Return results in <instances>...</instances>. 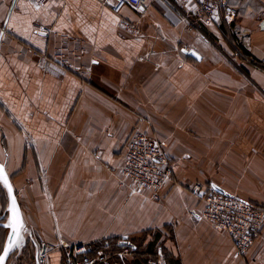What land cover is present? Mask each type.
Instances as JSON below:
<instances>
[{
	"label": "crops",
	"instance_id": "0c3cea01",
	"mask_svg": "<svg viewBox=\"0 0 264 264\" xmlns=\"http://www.w3.org/2000/svg\"><path fill=\"white\" fill-rule=\"evenodd\" d=\"M230 3L238 14L222 27L233 44L189 0L152 1L142 14L96 0H0V163L42 264H61L74 245L127 241L129 253L156 236L166 264H264V226L237 255L188 189L201 182L264 208V72L234 49L264 66V0ZM59 53L76 72L53 63ZM135 128L172 164L176 184L157 199L117 181Z\"/></svg>",
	"mask_w": 264,
	"mask_h": 264
},
{
	"label": "built area",
	"instance_id": "2783aa9c",
	"mask_svg": "<svg viewBox=\"0 0 264 264\" xmlns=\"http://www.w3.org/2000/svg\"><path fill=\"white\" fill-rule=\"evenodd\" d=\"M111 8L114 13H120L129 7L137 14L145 12L147 5L156 0H96ZM188 1V0H183ZM195 10L196 20L205 25L215 26L220 34L229 40L222 28V22H231L238 14V10L231 5V0H189ZM121 25L127 31L134 33L135 27L127 21ZM260 27L264 28L263 22ZM3 31V29H1ZM230 41V40H229ZM233 44V43H231ZM235 54L243 62L264 72V66L256 63L234 44ZM42 63L46 56L37 52L32 53ZM57 66L76 72V68L68 61L64 53H59L53 59ZM119 185L127 188L131 195L146 190L157 199L167 183L173 182V170L170 159L157 137L147 131L135 128L125 147L123 157L117 168ZM189 192L201 205L199 217L210 223L216 230L225 233L237 255L248 253L256 240L260 237L264 226V208L241 200L232 195H224L215 191L213 185L193 182L188 186ZM109 243L102 246L74 245L67 251L61 264H125L124 252ZM122 249H125L122 248ZM40 250V249H39ZM37 261H45L44 253L39 251ZM148 264H166L164 257L157 252V257Z\"/></svg>",
	"mask_w": 264,
	"mask_h": 264
},
{
	"label": "rangeland",
	"instance_id": "374dc122",
	"mask_svg": "<svg viewBox=\"0 0 264 264\" xmlns=\"http://www.w3.org/2000/svg\"><path fill=\"white\" fill-rule=\"evenodd\" d=\"M228 40V39H226ZM229 41V40H228ZM231 43V41H229ZM256 62V61H255ZM258 64H261L259 62H256ZM154 135V134H153ZM1 190L3 192H1ZM0 192L4 193V195L7 196V193L5 191V188L2 186V184L0 183ZM7 206H8V197H7ZM7 209V208H6ZM3 216V214L1 215ZM27 223L25 222V235L23 237V241L21 240L15 247L14 249L11 251L10 254V261L8 262V264H37L36 261V247L33 241V237H32V233L30 228L26 225ZM7 234V233H6ZM6 236L3 240L1 249L3 248L5 241H6ZM154 237L149 240V242L147 241H143L142 239L140 241H136L135 243H133L136 247V252L132 253L131 250L129 249V253L127 252V248L125 249H119L120 251L124 252V256H125V264H134V261L138 260H145V263L149 262L150 260H154L157 257V250L158 248H161L162 250V245L161 244H156L154 242V245L150 246V242L153 243ZM161 253V252H160ZM163 253V251H162ZM20 260V263L17 261ZM29 260V261H28Z\"/></svg>",
	"mask_w": 264,
	"mask_h": 264
},
{
	"label": "water",
	"instance_id": "95a60500",
	"mask_svg": "<svg viewBox=\"0 0 264 264\" xmlns=\"http://www.w3.org/2000/svg\"><path fill=\"white\" fill-rule=\"evenodd\" d=\"M185 53H188L191 57H194L196 59H200V56L195 52V51H189L187 52L186 50H183ZM0 167L3 168V172L4 174L7 176L8 178V183L9 185L11 186L12 188V193L11 195H9V192H8V189L7 187L4 186L3 182L0 181V183L2 184V186L5 188V191L7 193V197H8V206H7V213H8V217H7V221L6 223H0V226H2L3 228L5 229H8V233H7V236H6V241H5V245L3 247V250H2V253L0 256H4V249H8V246L9 244H13V247L8 251L7 255L4 256V260L2 261V264H5L11 251L14 249V247L22 240L23 241V237L25 235V232H26V229H25V222H24V219H23V214H22V211H21V208H20V204L18 202V199H17V196H16V193L14 191V188L12 186V183H11V180H10V177L8 176L7 172H6V169H5V166L4 164H1L0 163ZM215 191H217L218 193L220 194H224V195H228L227 193H225L222 189L218 188V187H215ZM15 199V202H16V208H17V213H18V218H19V221H20V224L21 226L19 227V231H18V235L17 234H14L12 231H11V228L9 227H6V225L9 224V222L13 219L12 217V213L10 211V208H11V204H12V199ZM35 244V243H34ZM120 244L122 246H128V247H131L132 244L130 242H127V241H122L120 242ZM35 247H36V261H37V255L39 253V251H41V253L44 252L45 250V247L43 246L40 250H39V247L37 246V244H35ZM37 264H40L38 261H37Z\"/></svg>",
	"mask_w": 264,
	"mask_h": 264
},
{
	"label": "trees",
	"instance_id": "16d2710c",
	"mask_svg": "<svg viewBox=\"0 0 264 264\" xmlns=\"http://www.w3.org/2000/svg\"><path fill=\"white\" fill-rule=\"evenodd\" d=\"M202 24V23H201ZM203 25V24H202ZM223 28V27H222ZM223 30H224V32L227 34V36H228V38H229V40L231 41V42H233L234 41V38L232 37V35L230 34V33H228V31L226 30V29H224L223 28ZM237 47L243 52V54L244 55H246V56H249L248 55V53L246 52V51H244L241 47H240V45L239 44H237ZM1 192H3L2 190H1ZM0 192V217H1V215L2 214H4L5 212H6V207H7V196L6 195H4V193H1ZM2 221H5V217H3L2 219H1ZM6 233H7V231H6V229H4V228H2V227H0V244H1V246H2V243H3V240H4V238H5V235H6ZM116 240V239H115ZM1 241H2V243H1ZM156 241H157V236L156 237H154V239H153V243H149L150 244V246H152V245H154V242L156 243ZM121 241L120 240H118V242L116 243V241H113V242H111V246L113 247V248H115V245L116 244H118V243H120ZM1 246H0V252H1ZM122 248H124V247H119L118 249H122ZM136 250V249H135ZM135 250H133L132 251V253H135L136 251ZM19 263H20V260H17ZM29 261V260H28ZM134 264H148V262L147 263H145V260H136V261H134Z\"/></svg>",
	"mask_w": 264,
	"mask_h": 264
},
{
	"label": "snow or ice",
	"instance_id": "6c2138e0",
	"mask_svg": "<svg viewBox=\"0 0 264 264\" xmlns=\"http://www.w3.org/2000/svg\"><path fill=\"white\" fill-rule=\"evenodd\" d=\"M0 181L3 182L4 186L7 187L9 195H11L12 193V188L8 183V178L7 176L4 174L3 172V168L0 167ZM10 211L12 213V217L13 219L9 222L8 225H6V227L11 228V231L14 234L18 235V231H19V227L21 226L19 218H18V213H17V208H16V202L15 199H12V204H11V208ZM13 247V244H9L8 249H4V256L7 255L8 251ZM4 256H0V264H2V261L4 260Z\"/></svg>",
	"mask_w": 264,
	"mask_h": 264
},
{
	"label": "flooded vegetation",
	"instance_id": "af4514ba",
	"mask_svg": "<svg viewBox=\"0 0 264 264\" xmlns=\"http://www.w3.org/2000/svg\"><path fill=\"white\" fill-rule=\"evenodd\" d=\"M7 208V207H6ZM3 217H5V221H2L1 219L3 218ZM7 217H8V213H7V209H6V212L3 214V216H1L0 217V223H6V221H7ZM0 227H2V226H0ZM3 228V227H2ZM5 229V228H4ZM6 231H7V233H8V229H6ZM7 235V234H6ZM5 245V244H4ZM4 247V246H3ZM2 250H3V248H2ZM2 250H1V252H0V255H1V253H2ZM11 254V253H10ZM18 260V259H17ZM10 261V255H9V257H8V259H7V261H6V263L5 264H8V262Z\"/></svg>",
	"mask_w": 264,
	"mask_h": 264
}]
</instances>
